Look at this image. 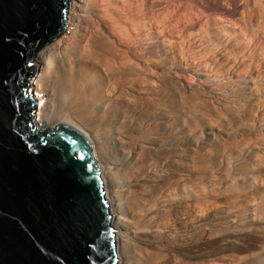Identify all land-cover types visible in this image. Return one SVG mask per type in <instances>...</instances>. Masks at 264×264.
<instances>
[{
  "label": "rangeland",
  "instance_id": "obj_1",
  "mask_svg": "<svg viewBox=\"0 0 264 264\" xmlns=\"http://www.w3.org/2000/svg\"><path fill=\"white\" fill-rule=\"evenodd\" d=\"M89 1L88 11L81 12L84 17L71 24V0L66 32L71 27L73 33L52 41L60 40L63 49L55 55L60 64L57 62L47 78L48 108L57 106H50L55 85L65 79L75 80L73 97H67V103L64 100L62 114L69 113V121L92 134L98 146L113 158L111 127L114 123L128 126L116 122L120 101L129 99L130 108L138 113L139 119H131L128 129L134 139L146 140L139 152L142 168L139 165L137 172L148 170L155 159L165 165L156 181L139 185V207L133 202L129 206L133 220L130 229L135 230L137 221L148 215V223L142 222L147 223L144 228L159 240L157 246L131 250L134 264H264V0H220L218 6L203 0H109L110 14L102 7L106 1L100 2L102 6ZM83 18L90 19V24ZM137 22L147 35L157 34L158 55L144 51L139 27L133 28ZM121 30L132 34L120 37ZM166 64L171 69H165ZM217 76L229 86L214 87ZM87 82L96 86L87 87ZM161 113L172 114L168 121L175 123L173 116L185 121L176 128L177 134L181 131L179 139L167 148L157 146L170 135L157 131ZM205 120L224 127V132L207 137ZM233 172L246 175L242 179Z\"/></svg>",
  "mask_w": 264,
  "mask_h": 264
},
{
  "label": "water",
  "instance_id": "obj_2",
  "mask_svg": "<svg viewBox=\"0 0 264 264\" xmlns=\"http://www.w3.org/2000/svg\"><path fill=\"white\" fill-rule=\"evenodd\" d=\"M71 0H0V264H118L93 147L34 116L36 57L67 30Z\"/></svg>",
  "mask_w": 264,
  "mask_h": 264
},
{
  "label": "bare ground",
  "instance_id": "obj_3",
  "mask_svg": "<svg viewBox=\"0 0 264 264\" xmlns=\"http://www.w3.org/2000/svg\"><path fill=\"white\" fill-rule=\"evenodd\" d=\"M89 0H72V7H71V10H70V14H69V18H70V23H74V22H77L78 20L81 19V16H83L81 14V12L83 11H88V6H89ZM94 2L92 3H98L101 4L102 6V3H100L101 1L104 2L105 4V1L107 2L104 6H102L107 12L110 11L111 7L109 6L110 2L109 0H93ZM112 1V0H111ZM220 0H203L202 2H205L207 3L208 5H215V6H218V3H219ZM114 2V1H112ZM111 2V3H112ZM128 2V1H127ZM145 2V1H144ZM126 3V2H124ZM96 4H95V7H96ZM99 4H97L99 6ZM128 4V3H127ZM206 4V5H207ZM111 5V4H110ZM145 5V4H144ZM118 6V5H117ZM128 6V5H127ZM151 6V5H150ZM101 7V9H102ZM131 8V7H130ZM136 8V7H135ZM144 8V7H142ZM103 9V10H104ZM125 10V9H123ZM121 11V10H120ZM128 11V10H127ZM142 11V10H141ZM105 12V11H104ZM132 12V11H131ZM112 13V11L109 12V14ZM122 13V12H120ZM106 14V13H105ZM126 14L128 16H130V13H127ZM87 15V14H86ZM108 15V14H107ZM117 15V14H116ZM135 15V14H134ZM90 16V15H89ZM84 17V16H83ZM87 17V16H86ZM108 17V16H107ZM112 17V15H111ZM127 17V16H126ZM135 17V16H134ZM89 18V17H88ZM109 18V17H108ZM129 18V17H128ZM155 18V17H154ZM132 19V18H131ZM138 19L140 20V17L138 16ZM90 19H85L83 18V21L84 22H89L90 24V21H88ZM121 20V19H119ZM124 20V19H123ZM138 20V21H139ZM128 21V19H127ZM132 21V20H130ZM102 22V20H101ZM136 22V20H135ZM141 22V21H140ZM120 23V22H119ZM126 22H124L125 24ZM132 23V22H131ZM134 23V22H133ZM116 24V23H114ZM118 24V23H117ZM142 25V23H140ZM160 24V23H159ZM93 25V24H92ZM113 25V24H112ZM134 25V24H133ZM138 22L136 23V26L134 25L133 28H137L139 26ZM165 25V24H164ZM110 26V25H109ZM141 27V26H140ZM138 28L140 31H139V35L138 38L141 39V40H144L142 41L143 43L145 42V48H144V51L148 54H152L153 56H155L156 54L158 55L159 54V49H158V37H157V34L154 36V37H151L149 36V34L147 35L146 32L143 31V28ZM147 27V26H146ZM100 28V27H99ZM112 28V27H111ZM128 28V27H127ZM101 29V28H100ZM137 29V30H138ZM145 29V27H144ZM99 30V29H98ZM117 30V29H115ZM176 30V29H175ZM204 30V29H203ZM160 31V30H159ZM112 32V31H111ZM118 32V30H117ZM183 32V31H182ZM189 32V31H188ZM73 33V30H71V27L69 29V33L65 32L64 36L62 38H68L70 37L69 35ZM105 33V32H104ZM103 33V34H104ZM92 34V33H91ZM120 34V37L121 36H126V35H130L132 34V31L131 33L129 32L128 34V30H121V32H119ZM102 35V34H101ZM108 35V34H107ZM201 35V34H200ZM95 36V35H94ZM119 36V35H118ZM91 37V36H90ZM107 37V36H106ZM110 37V36H109ZM163 37V36H162ZM111 38V37H110ZM130 39V38H129ZM64 40V39H62ZM131 40V39H130ZM182 40V39H181ZM83 41V40H82ZM122 41V40H121ZM120 41V42H121ZM125 41V40H124ZM129 41V40H128ZM191 41V39H190ZM89 42V41H88ZM86 42V43H88ZM112 42V41H111ZM141 42V43H142ZM131 43V42H129ZM91 44V43H90ZM113 44V43H112ZM124 44V43H123ZM136 44V43H134ZM139 44V43H137ZM197 44V43H196ZM47 45V44H46ZM44 46L42 47L38 54H37V61H38V71H37V74L35 75V80L34 82L30 85L31 87V91L35 93L36 95V104H35V108H36V113H35V116H34V121H35V124L38 126L39 129H44V128H51L53 127V125L55 123H58L59 121L61 122H65L71 126H73L74 128L78 129L82 134H84L86 136V138L88 140H90L91 144H92V147H93V151H94V155L97 159V162H98V165L100 167V171H101V175H102V178H103V183H104V186H105V190H106V195H107V198L109 199V202H110V209L113 213V216H114V220H113V224L114 226L116 227L117 229V234H116V252H117V255L119 257V261H118V264H134V256L131 252V250L135 249L136 247H142L144 245H148V244H153L154 246H157L159 240L155 237V235H153L152 233H148L146 232L147 230L145 229L146 228V224L148 223L149 221V217L148 215H144L142 216L141 218L142 221L140 222V220L137 221L136 223V228L135 230H132L130 229V225L131 223H133L132 219H130L129 217V206H130V203L132 204H135L136 206H138L140 204V198H139V195H138V192H139V185H141L142 182H146V181H151L152 180V183H153V180L156 181L155 179L160 176V174H162V171H163V166L165 165L164 163L162 162H157V160L155 159L156 163H154L152 166H150V168L148 167V170L145 169V171L143 173H141V170H140V174L137 172V169H138V166L140 165L141 163V159H140V156H139V152L140 150L142 151L143 149V146H145L146 144V140L143 141V137L142 138H138V139H134L133 137H131V134L129 132V125H130V122H133V120L136 122L138 118V113H136L135 110H133V108H130V105L128 102L129 99H122L120 102H121V106L119 107V109L117 110V121L116 122H123L125 123V125H128V126H117L115 125L114 123L111 127L112 131H110L111 133V138L113 140V143L115 144L114 146V154H115V158L111 157L108 153L106 152L105 148L102 147L100 148L98 146V142H96V140H94V137L92 136V134L88 133L82 126H80L79 124H75L70 122L69 121V113L68 114H65L63 113L62 114V104L65 100V102L67 103V100L69 99V97L71 98V96L73 97V94H74V91H75V80H73L72 78L70 79H65L63 80V82H59L58 84L55 85V88H53V94L54 95V102H52V105L50 104V106H55V107H49L48 108V105H49V102H48V98H47V90H48V82H47V78L49 77V75L51 74V71H53L55 69V67H57V62L55 60V55H57L61 48H62V42L60 43V40L58 41H54L52 43H50L49 45L47 46ZM89 45V44H88ZM93 45V44H91ZM90 45V46H91ZM126 45V44H125ZM143 46V45H142ZM73 48V46H71ZM87 47V46H86ZM101 47V46H100ZM110 47V46H109ZM134 47V45H133ZM137 47V46H136ZM140 47V46H139ZM69 48V47H68ZM67 48V49H68ZM76 48V47H75ZM91 48V47H89ZM88 48V49H89ZM132 48V47H131ZM174 48V47H173ZM63 49V48H62ZM111 49V48H110ZM139 49V48H138ZM135 50V49H134ZM81 51V50H80ZM137 52V51H136ZM77 53V52H76ZM143 53V52H141ZM80 54V52H79ZM95 54V53H94ZM122 54V53H121ZM137 54V53H136ZM64 55V54H63ZM70 55V54H68ZM89 55V54H88ZM129 55V54H128ZM145 55V54H144ZM60 56V55H59ZM58 56V58H59ZM72 56V55H71ZM101 56V55H100ZM116 56V55H115ZM122 56V55H120ZM125 56V55H124ZM66 57V56H65ZM64 57V58H65ZM102 57V56H101ZM56 57V59H58ZM106 58V57H105ZM108 58V57H107ZM115 58V57H114ZM117 58V57H116ZM63 59V58H62ZM97 59V57H96ZM109 59V58H108ZM114 60V59H113ZM148 60V59H147ZM105 61V60H104ZM59 62H61V60L59 59ZM58 62V63H59ZM68 62V61H67ZM109 62V61H108ZM122 62V61H121ZM115 63V62H114ZM133 63V62H131ZM153 63V62H152ZM60 64V63H59ZM62 65V64H61ZM106 65V64H105ZM104 65V66H105ZM134 65V64H133ZM107 66V65H106ZM105 66V67H106ZM132 66V64L130 65ZM135 66V65H134ZM59 67V66H58ZM108 67V66H107ZM110 67V66H109ZM108 67V68H109ZM136 67V66H135ZM133 67V68H135ZM177 67V66H176ZM104 68V67H103ZM107 68V69H108ZM140 68V66H139ZM171 69L170 65L166 64L165 65V69ZM179 68V67H178ZM106 69V71L108 72V70ZM110 69V68H109ZM112 70V69H111ZM132 70V69H131ZM141 71V70H140ZM154 71V70H153ZM152 71V72H153ZM167 71V70H166ZM112 72V71H111ZM119 72V70L117 71ZM117 72H113V73H116L118 74ZM133 72V71H132ZM131 72V74H132ZM170 72V71H169ZM176 72V71H175ZM97 73V72H96ZM164 73V72H163ZM95 74V73H94ZM101 74V73H100ZM127 74V73H126ZM134 74V73H133ZM138 74V73H137ZM161 74V73H160ZM177 74V73H176ZM191 74V73H190ZM211 74V73H210ZM219 74V73H218ZM74 74H72L73 76ZM112 75V74H111ZM119 75V74H118ZM182 75V74H181ZM185 75V74H184ZM97 76V75H96ZM137 76V75H136ZM178 76V75H177ZM94 77V76H93ZM118 77V76H117ZM116 77V78H117ZM144 77V76H143ZM173 77V76H172ZM114 78H115V75H114ZM140 78V77H138ZM169 78V77H168ZM76 79V78H75ZM81 79V78H80ZM130 79V78H129ZM128 79V80H129ZM240 79V78H239ZM57 80V79H56ZM90 80V79H89ZM119 80V79H118ZM175 80V79H174ZM213 84H215L214 87L218 88V89H225L227 88L229 85V82L227 80H224L223 78L221 77H214L213 79ZM55 81V80H54ZM58 81V80H57ZM115 81V80H114ZM113 81V82H114ZM135 81V80H134ZM148 81V80H147ZM246 81V80H245ZM86 82V81H85ZM107 82V81H106ZM121 82V81H120ZM169 82V81H168ZM57 83V82H56ZM61 83V84H60ZM77 83V82H76ZM81 83V82H80ZM111 83V82H110ZM116 83V81L114 82ZM113 83V84H114ZM145 83V82H144ZM166 83V82H165ZM212 83V82H211ZM210 83V84H211ZM235 83V82H234ZM78 84V83H77ZM76 84V85H77ZM87 87L88 86H91L92 85L95 87L96 86V83H92V85H90V83L87 82ZM127 84V83H126ZM147 84V83H146ZM160 84V83H159ZM169 84V83H168ZM167 84V85H168ZM79 85V84H78ZM77 85V86H78ZM86 85V84H85ZM84 85V86H85ZM112 85V84H111ZM166 85V86H167ZM212 85V84H211ZM231 85V84H230ZM108 86V84H107ZM135 86V85H134ZM163 86V85H162ZM190 86V85H189ZM213 86V85H212ZM82 87V86H81ZM116 87V86H115ZM131 87V86H130ZM153 87V86H152ZM111 88V87H110ZM113 88V87H112ZM156 88V87H155ZM115 90V89H114ZM125 90V89H124ZM129 90V89H128ZM134 90V89H133ZM138 90V89H137ZM242 90V89H241ZM107 91V90H106ZM214 91V88L212 87V93ZM78 92V91H77ZM83 92V91H81ZM102 92V90H101ZM121 92V91H120ZM216 92V91H215ZM214 92V93H215ZM255 92V90H254ZM253 92V93H254ZM108 93V92H107ZM119 94V93H118ZM130 94V93H129ZM157 94V93H156ZM164 94V93H163ZM168 94V93H167ZM51 95V94H50ZM172 95V94H171ZM209 95V94H208ZM120 96V94H119ZM159 96V95H158ZM210 96V95H209ZM68 97V99H67ZM117 97V95L115 96ZM238 97V96H237ZM83 98V97H82ZM111 98V97H110ZM126 98V97H124ZM129 98V97H128ZM153 98V97H152ZM52 99V98H51ZM150 99V98H149ZM176 99V98H175ZM213 99V98H212ZM211 99V100H212ZM70 101V100H69ZM156 101V100H155ZM64 102V103H65ZM78 102V101H77ZM135 102V101H134ZM220 102V101H219ZM251 102V101H250ZM51 103V101H50ZM54 103V105H53ZM74 103V102H73ZM140 103V102H139ZM189 103V102H188ZM212 103V102H211ZM150 104V103H149ZM175 104V103H174ZM190 104V103H189ZM61 105V107H60ZM72 105V104H71ZM105 105V104H104ZM155 105V104H154ZM162 105V104H161ZM167 105V104H166ZM178 105V104H177ZM210 105V104H209ZM66 106V105H65ZM77 106V105H76ZM188 106V105H187ZM192 106V105H191ZM190 106V107H191ZM237 106V105H236ZM58 107V108H57ZM80 107V106H79ZM89 107V106H88ZM94 107V106H93ZM144 107V106H143ZM154 107V106H153ZM208 107V106H206ZM250 107V106H249ZM83 108V107H82ZM110 108V107H109ZM140 108V107H139ZM157 108V107H156ZM237 108V107H236ZM158 109V108H157ZM167 109V108H166ZM191 109V108H190ZM193 109V108H192ZM137 110V109H136ZM188 110V109H187ZM194 110V109H193ZM252 110V109H251ZM112 111V110H111ZM157 111V110H156ZM162 111V110H161ZM160 111V112H161ZM175 111V110H173ZM178 111V110H177ZM78 112V110H77ZM144 112V111H143ZM159 112V111H157ZM159 112V113H160ZM167 112V111H166ZM171 112V111H170ZM186 112V111H185ZM201 112V111H200ZM227 112V111H226ZM246 112V111H245ZM73 113V112H72ZM113 113V112H112ZM195 113V112H194ZM247 113V112H246ZM146 114V113H145ZM200 114V113H199ZM73 115V114H72ZM77 115V114H76ZM79 115V113H78ZM99 115V114H98ZM97 115V116H98ZM158 115V114H157ZM162 115V113H161ZM159 116V126L157 127V131H160V130H164L168 133H170V135L163 140L159 141L157 143V146L159 148H162V147H165L166 148L168 147V145H170L172 143V141L174 140H178L179 139V136L178 134L181 132H176V128L177 126H179V124H185V121L181 120L179 116L174 117V119H176V122L174 123V121L172 122H169L168 121V118L170 115H172L171 113H169V116L166 115V116ZM191 115V113H190ZM87 116V115H86ZM114 116V115H113ZM189 116V115H188ZM198 116V115H197ZM79 117V116H78ZM102 117V116H101ZM115 117V116H114ZM141 117V116H140ZM172 117V116H170ZM182 118V117H181ZM203 118V117H202ZM242 118V116H241ZM106 119V118H105ZM109 119V118H107ZM130 119V121H129ZM131 119H133L131 121ZM184 119V118H182ZM200 119V118H199ZM209 119V118H207ZM229 119V118H228ZM87 120V119H86ZM151 120V119H150ZM149 120V121H150ZM210 120V119H209ZM264 120V119H263ZM262 120V121H263ZM91 121V120H90ZM192 121V120H191ZM212 121V120H211ZM211 121L208 123L207 120H205V123L207 122L206 126H205V134L207 137H212L214 138V136L216 137L217 134H220L222 132H224L222 129L224 128H219L218 125L211 123ZM247 121V120H246ZM60 122V123H61ZM108 122V120H107ZM118 122V123H119ZM190 122V121H189ZM194 122V121H193ZM140 123V122H139ZM195 123V122H194ZM257 123V122H256ZM259 123V122H258ZM261 124V123H260ZM59 125V124H58ZM105 125V124H104ZM111 125V124H110ZM122 125V124H121ZM180 125V127H181ZM263 125V128H264V124ZM184 126V125H182ZM204 126V125H203ZM244 126V125H243ZM254 126V124H253ZM106 127V126H104ZM140 127V126H139ZM227 127V126H226ZM259 127V126H258ZM132 128V127H131ZM260 128H261V125H260ZM108 129V128H107ZM134 129V128H133ZM138 129V128H137ZM225 129V128H224ZM233 129V128H232ZM256 129V128H255ZM259 129V128H258ZM109 130V129H108ZM229 130V129H227ZM226 130V131H227ZM185 131V130H184ZM233 131V130H232ZM259 131V130H258ZM192 132V131H191ZM140 133V132H139ZM109 134V133H108ZM204 134V133H203ZM256 134V133H255ZM261 134V133H260ZM136 135V134H134ZM264 135V134H263ZM99 136V135H98ZM157 136V135H156ZM167 136V135H166ZM100 137V136H99ZM155 137V136H154ZM98 138V137H97ZM157 138V137H156ZM219 138V137H217ZM234 138V137H233ZM147 139V138H146ZM158 139V138H157ZM162 139V137H161ZM210 139V138H209ZM225 139V138H224ZM100 140V139H98ZM108 140V139H107ZM148 141V140H147ZM150 141V140H149ZM157 141V140H156ZM241 141V140H240ZM244 141V140H243ZM261 141V139H260ZM103 142V141H101ZM212 142V141H211ZM239 143V142H238ZM241 143V142H240ZM264 143V142H263ZM148 144V143H147ZM234 144V143H233ZM256 144V143H255ZM259 144V143H258ZM104 146V144H102ZM110 145V144H109ZM185 145V144H184ZM223 145V144H222ZM147 146V145H146ZM171 147V146H170ZM222 147V146H221ZM234 147V146H233ZM255 147V146H254ZM263 147V146H262ZM104 148V149H103ZM165 148V149H166ZM202 148V147H201ZM208 148V147H207ZM253 148V146H252ZM251 148V149H252ZM259 148V147H258ZM250 149V148H249ZM154 150V149H153ZM175 150V149H174ZM170 151V150H169ZM244 151V149H243ZM248 151V150H247ZM251 151V150H250ZM147 152V151H146ZM159 152V151H158ZM175 152V151H174ZM229 152V151H228ZM241 152V151H240ZM183 153V152H182ZM239 153V152H238ZM243 153V152H242ZM247 153V154H246ZM245 154L248 155V152H246ZM253 153V152H252ZM264 153V152H263ZM149 154V152H148ZM162 154V153H161ZM174 154V153H173ZM226 154V153H225ZM229 154V153H228ZM241 154V153H239ZM243 154V155H245ZM256 154V153H255ZM170 155V154H168ZM223 155V154H222ZM250 155V154H249ZM257 155V154H256ZM237 156V154H236ZM240 156V155H239ZM157 157V156H156ZM163 158V157H162ZM232 158V157H231ZM234 158H237V157H234ZM244 158V156H243ZM246 158V157H245ZM255 158V157H254ZM261 158V157H260ZM221 159V158H220ZM242 159V157H241ZM161 160V159H160ZM165 160V159H164ZM240 160V159H239ZM238 160V161H239ZM260 160V159H259ZM235 161V160H234ZM237 161V160H236ZM247 161V160H246ZM143 162V161H142ZM147 162V161H146ZM145 162V163H146ZM164 162V161H163ZM222 162V161H221ZM229 162H232V161H229ZM261 162V161H260ZM259 162V163H260ZM264 162V161H263ZM152 163V161H151ZM233 163H236V162H233ZM164 164V165H163ZM227 164V163H226ZM252 164V163H251ZM254 164V163H253ZM264 164V163H263ZM114 165H118L120 167V169H117L115 170V167H113ZM148 165V164H147ZM150 165V163H149ZM178 165V164H177ZM231 165V163H230ZM233 166V165H232ZM237 166V165H236ZM253 166V165H252ZM141 167V165H140ZM139 167V168H140ZM240 167V166H239ZM238 167V168H239ZM142 168V167H141ZM222 168V167H221ZM237 168V169H238ZM256 170V169H255ZM233 171V170H232ZM246 172V171H245ZM235 173L234 176H238L239 178H242L243 179V175L245 177V173H242V172H233ZM248 173V172H247ZM252 173V172H251ZM227 174V173H226ZM231 175V174H230ZM250 175L249 173L247 174V176ZM228 176V174H227ZM229 177V176H228ZM232 178V177H231ZM227 179V178H226ZM231 180V179H230ZM159 181V180H158ZM151 183V182H150ZM246 184V183H245ZM151 189V188H150ZM171 193V192H170ZM140 194V193H139ZM169 194V193H168ZM168 196V195H167ZM171 196V195H170ZM174 196V195H173ZM166 197V196H165ZM164 197V198H165ZM168 198V197H167ZM163 200V198H162ZM160 201V200H159ZM162 202V201H160ZM165 202V200H164ZM174 202V201H173ZM158 205V204H157ZM135 206V207H136ZM139 207V206H138ZM137 209V208H136ZM139 209V208H138ZM138 212V211H137ZM143 215V214H142ZM147 222V223H142V222ZM150 223V222H149ZM135 224V222H134ZM133 224V225H134ZM135 226V225H134ZM145 227V228H144ZM150 229V228H149ZM153 229V228H152ZM156 244V245H155ZM144 248V247H143ZM140 249V248H139ZM137 250V248H136ZM134 251V250H133ZM146 251V250H145ZM144 252V251H143ZM142 252V253H143ZM189 253V252H188ZM144 254V253H143ZM142 254V255H143ZM190 255V254H189ZM189 255L187 257H189ZM164 264H168V263H164Z\"/></svg>",
  "mask_w": 264,
  "mask_h": 264
},
{
  "label": "built area",
  "instance_id": "obj_4",
  "mask_svg": "<svg viewBox=\"0 0 264 264\" xmlns=\"http://www.w3.org/2000/svg\"><path fill=\"white\" fill-rule=\"evenodd\" d=\"M36 96V95H35ZM35 103H36V101H35Z\"/></svg>",
  "mask_w": 264,
  "mask_h": 264
}]
</instances>
